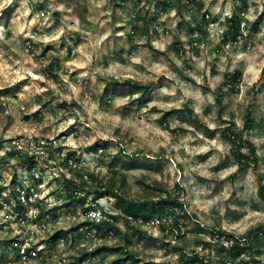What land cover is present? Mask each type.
Masks as SVG:
<instances>
[{
  "label": "rangeland",
  "instance_id": "374dc122",
  "mask_svg": "<svg viewBox=\"0 0 264 264\" xmlns=\"http://www.w3.org/2000/svg\"><path fill=\"white\" fill-rule=\"evenodd\" d=\"M261 188L264 0H0V264H264Z\"/></svg>",
  "mask_w": 264,
  "mask_h": 264
},
{
  "label": "trees",
  "instance_id": "16d2710c",
  "mask_svg": "<svg viewBox=\"0 0 264 264\" xmlns=\"http://www.w3.org/2000/svg\"><path fill=\"white\" fill-rule=\"evenodd\" d=\"M231 33H232L233 37L236 38L237 37V34L240 33V28L237 26L236 28H234V30L231 31ZM252 126H253V119H251V118L249 119L248 118L245 121L244 127L249 129ZM235 138H236V136H234V135L231 137V139H235ZM235 141H237V140H235ZM239 148H240V146H239ZM255 151H256L255 148H253V146H252V149H251L252 154L254 153V155H256V152ZM113 183L115 184V182H113ZM260 194H261V197L264 198V188H261ZM175 204H180L181 205V203L178 202L177 198H175V197L172 198L169 195L166 196L165 198H161L159 201H157L155 203L154 202H151V203L146 202L144 204H140L139 202H136L134 200H128L127 201V199L121 198V197H119L117 199V201H116L117 207L122 208L128 214H130L132 216H135V218L143 217L145 219L149 218L153 214H160V213H162L163 212V209H164L163 207H165V206L171 207V206H174ZM125 239H126V242L128 244L131 243V239L128 238V236H126ZM238 246L239 245L237 244L235 246L234 250H237V247ZM117 249L120 250V247H117ZM234 250H232L233 253L236 252V251L234 252ZM98 252H99V250H96L94 253L96 254ZM81 259H84V257L82 256L80 258V260ZM119 259H129V258H119ZM115 263H117V262H115Z\"/></svg>",
  "mask_w": 264,
  "mask_h": 264
},
{
  "label": "built area",
  "instance_id": "2783aa9c",
  "mask_svg": "<svg viewBox=\"0 0 264 264\" xmlns=\"http://www.w3.org/2000/svg\"><path fill=\"white\" fill-rule=\"evenodd\" d=\"M40 176L37 175V178H39ZM41 185V184H40ZM31 191L30 192H27L26 193V190H21V195L20 197H22V199L24 200L25 203H33L34 201H36V198L39 196V192H35L34 189H30ZM90 213H92V217L94 219H98L99 218V213L98 211H90ZM130 219H135V220H138L137 218L133 217V216H130ZM225 243H228V242H225ZM23 252H25V250H23Z\"/></svg>",
  "mask_w": 264,
  "mask_h": 264
}]
</instances>
